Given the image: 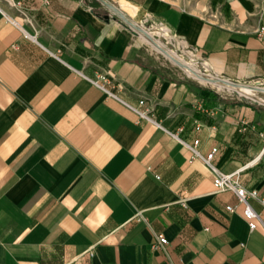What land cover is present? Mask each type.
Listing matches in <instances>:
<instances>
[{
	"label": "crops",
	"instance_id": "obj_1",
	"mask_svg": "<svg viewBox=\"0 0 264 264\" xmlns=\"http://www.w3.org/2000/svg\"><path fill=\"white\" fill-rule=\"evenodd\" d=\"M105 1L0 0V264H264V107L204 83L264 84L249 0ZM143 22L233 84L166 70Z\"/></svg>",
	"mask_w": 264,
	"mask_h": 264
},
{
	"label": "built area",
	"instance_id": "obj_2",
	"mask_svg": "<svg viewBox=\"0 0 264 264\" xmlns=\"http://www.w3.org/2000/svg\"><path fill=\"white\" fill-rule=\"evenodd\" d=\"M129 27L136 34H138L140 32L143 33V31L150 34V37H146L148 41H153L152 39H155V40L160 41V43L164 47L168 48L167 46H169L168 49L173 51L178 57H180L182 60H184L185 63H192V65H194L197 68L198 74L200 76H204V77L209 78V79H215L218 82H227V83L233 84V83L226 81V80H219L217 77H215L214 75H212L208 71H206L204 68V66H205L204 62L200 58H197L193 54L189 53L186 48H183V51H182V50H175L172 46H170L169 45L170 37L168 35V32L159 23L153 24L151 22L150 23L148 22L147 24H145V22H143L142 24H130ZM254 33L256 35V38L264 44V22H261L255 28ZM153 51H155V50H153ZM157 53L162 55L159 52H157ZM173 64L178 66L185 73L186 77H189L191 79L198 81L196 78L186 74V72L180 67V65L178 63H173ZM100 81H104V77L102 75H97V76H95V78L93 80H91L92 84L95 86H99L98 82H100ZM204 83L207 85H210V88L214 89V91L217 94L223 95V94L218 92L219 90L220 91H226V92H228L227 96H232L231 94H233L234 96H232V97L235 99H238V100L246 99V100H248V102L257 103V104L261 105L262 107H264V84L260 83L257 80H251V81H247V82H240L237 84H233V85H238V84L239 85H245V86L253 87L254 89H256V90H252L250 93L239 92L234 88L233 89H226L225 87L218 88L215 85L210 84L208 82H204ZM141 103H142V101L139 100L137 102V106H134V107L130 106V108L137 114V116L139 118H146L145 112L138 109V106ZM195 128H197V127H195ZM179 141L189 151V158L192 159L195 157H200L202 159V161L205 163V165L211 170V172L213 173L212 183L217 190H230L234 193L238 203H240L242 206L241 215L246 222L247 228H248V230H252L256 225L255 221L256 220L259 221V220H258L257 214L253 211V209L248 204L247 199L249 197H253L255 194V191L254 190H246L242 186H240L237 183L236 179L234 178L235 172L223 173V172L219 171L212 164L211 159H212V155L216 151L215 148H211L204 156L201 157L197 151V148H196L197 139H193L191 142H185L183 140H179ZM225 210L228 212H233L234 207L230 206V205H226ZM138 215H139V212L136 214V216H138ZM260 224L264 229V222H260ZM155 242H156V246L162 247L167 241H166V238L164 236H162L161 234H157V235H155Z\"/></svg>",
	"mask_w": 264,
	"mask_h": 264
},
{
	"label": "rangeland",
	"instance_id": "obj_3",
	"mask_svg": "<svg viewBox=\"0 0 264 264\" xmlns=\"http://www.w3.org/2000/svg\"><path fill=\"white\" fill-rule=\"evenodd\" d=\"M249 10L245 13V16H246V18H253V19H255L256 21H257V26L261 23V22H264V0H249ZM149 45V46H148ZM145 48H146V51L148 52V53H150V55L151 56H155L156 58H157V60L159 61V62H162V64H163V66L166 68V70H170V71H174V72H177V73H179L180 75H182V76H184V77H186V75H185V73L178 67V66H176L175 64H173V63H175V61H173L172 59H168L167 58V55L162 51V49H159L157 46V48L159 49V51H157V50H155L149 43L148 44H146L145 43ZM155 46V45H154ZM168 48H169V46H167ZM155 50V51H153V50ZM166 51V50H165ZM157 52H159V53H161L162 55H160V54H158ZM168 59V60H167ZM179 60L180 61H182L185 65L186 64H188V63H185L184 62V60H182V59H180L179 58ZM188 65H190V66H192L194 69H197L194 65H192V64H188ZM187 66V65H186ZM180 67L185 71L186 69H185V67L183 68V66H181L180 65ZM198 71V70H197ZM186 72V74H188V75H190V76H192V77H194V78H196L198 81H200V82H203L201 79H203V77L204 76H200V75H195V74H193V73H190L189 71H185ZM190 73V74H189ZM187 78H189V77H187ZM192 80H194V79H192ZM215 82V81H214ZM215 85V84H214ZM207 86H209L210 87V85H207ZM216 87H218V88H221V87H219L218 85H215ZM251 87H248V86H245V88H242V89H237V91H239V92H244V93H250L252 90L250 89ZM212 90H214V89H212ZM253 90H255V89H253ZM219 93H221V94H223V95H228V92H226V91H218ZM232 96H234L233 94H231ZM244 100H246V99H244ZM246 101H248V100H246Z\"/></svg>",
	"mask_w": 264,
	"mask_h": 264
},
{
	"label": "bare ground",
	"instance_id": "obj_4",
	"mask_svg": "<svg viewBox=\"0 0 264 264\" xmlns=\"http://www.w3.org/2000/svg\"><path fill=\"white\" fill-rule=\"evenodd\" d=\"M150 44V43H149ZM155 50H157V51H159V49L156 47V46H154V45H152V44H150ZM166 55H167V58L170 60V59H172L173 61H175V63H178L179 65H181V66H183V68L186 66L187 67V69L185 70V71H189L190 73H193V74H195V75H199L198 74V71H197V69H194L192 66H190V65H188V64H192V63H188V64H184L182 61H180L179 60V58L180 57H178L173 51H171V50H169V49H167L166 51H163ZM181 59V58H180ZM171 61V60H170ZM189 68V69H188ZM189 73V74H190ZM202 80V79H201ZM203 81V80H202ZM204 82V81H203ZM222 84V83H221ZM227 86V85H226ZM250 89H254L253 87H251ZM256 90V89H255Z\"/></svg>",
	"mask_w": 264,
	"mask_h": 264
},
{
	"label": "water",
	"instance_id": "obj_5",
	"mask_svg": "<svg viewBox=\"0 0 264 264\" xmlns=\"http://www.w3.org/2000/svg\"><path fill=\"white\" fill-rule=\"evenodd\" d=\"M100 2H102L106 7L111 8L110 4L107 1L100 0ZM104 18L106 19V15L104 16Z\"/></svg>",
	"mask_w": 264,
	"mask_h": 264
}]
</instances>
